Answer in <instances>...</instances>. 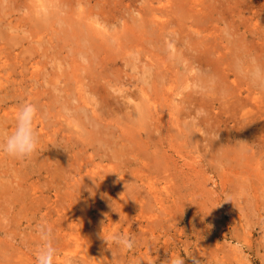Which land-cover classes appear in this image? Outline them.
I'll list each match as a JSON object with an SVG mask.
<instances>
[{
    "label": "rangeland",
    "instance_id": "rangeland-1",
    "mask_svg": "<svg viewBox=\"0 0 264 264\" xmlns=\"http://www.w3.org/2000/svg\"><path fill=\"white\" fill-rule=\"evenodd\" d=\"M256 67L264 0H0V130L30 102L40 141L0 153V264L41 223L55 264H264Z\"/></svg>",
    "mask_w": 264,
    "mask_h": 264
},
{
    "label": "clouds",
    "instance_id": "clouds-1",
    "mask_svg": "<svg viewBox=\"0 0 264 264\" xmlns=\"http://www.w3.org/2000/svg\"><path fill=\"white\" fill-rule=\"evenodd\" d=\"M248 78L256 87L264 88V69L256 67L248 73ZM38 108L35 104L25 102L16 113L15 127L11 132L0 130V153L14 159H31L38 151L39 135L34 127V121L38 115ZM226 200L231 201L230 194H226ZM41 247L36 253V264H55L57 250L54 246V233L50 225L41 223L36 228ZM107 244L113 243L117 247L131 250L135 246V239L129 235L117 233L111 238V241L104 239ZM166 264H185L181 255L171 256ZM193 264H200L193 257Z\"/></svg>",
    "mask_w": 264,
    "mask_h": 264
},
{
    "label": "bare ground",
    "instance_id": "bare-ground-1",
    "mask_svg": "<svg viewBox=\"0 0 264 264\" xmlns=\"http://www.w3.org/2000/svg\"><path fill=\"white\" fill-rule=\"evenodd\" d=\"M245 47H246V45H245ZM245 47L241 46L242 49H244ZM103 244H104V243H103ZM105 245H107V244H105ZM105 248H106V246H105ZM101 250H103V249H101ZM86 251H87V250H86ZM84 252H85V251H84ZM90 252H91V251H90ZM90 252L87 251V253H86L87 259H86V260H89V261H95V263H100V264H101V261H98V260H97V257H94L93 253H90ZM104 253H105V249H104ZM104 255L106 256V254H104ZM107 256H108V255H107ZM107 256H106V257H107ZM106 257H105V258H106ZM80 260H81V259H80ZM105 260H106V259H105ZM81 261H82L81 263L83 264V260H81ZM84 261H85V260H84ZM89 261H88V262H89ZM84 263H85V262H84ZM86 264H88V263H86Z\"/></svg>",
    "mask_w": 264,
    "mask_h": 264
}]
</instances>
